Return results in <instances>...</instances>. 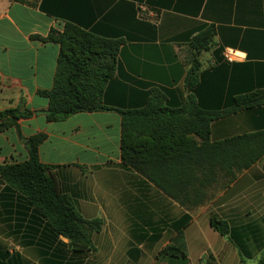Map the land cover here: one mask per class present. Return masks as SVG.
<instances>
[{
	"label": "crops",
	"instance_id": "1",
	"mask_svg": "<svg viewBox=\"0 0 264 264\" xmlns=\"http://www.w3.org/2000/svg\"><path fill=\"white\" fill-rule=\"evenodd\" d=\"M65 23L123 42L104 93L117 110L142 108L155 88L168 107L181 106L189 95L188 45L209 26L215 45L200 55L199 105L224 110L234 97L264 88V0H0V112H31L0 133V165L26 161L27 139L46 135L40 162L54 168L83 219L103 223L92 235L94 251L73 253L0 177V264H264V156L186 210L122 165L117 111L46 121L40 93L52 88L59 46L45 39ZM263 130L260 107L213 122L210 141ZM211 218L228 225L226 236ZM179 232L186 258L161 257Z\"/></svg>",
	"mask_w": 264,
	"mask_h": 264
},
{
	"label": "trees",
	"instance_id": "2",
	"mask_svg": "<svg viewBox=\"0 0 264 264\" xmlns=\"http://www.w3.org/2000/svg\"><path fill=\"white\" fill-rule=\"evenodd\" d=\"M215 34V28L209 26L188 45L192 53L184 83L189 95L181 106L168 107L164 93L155 88L142 108L117 110L106 103L104 93L115 75L123 42L65 23L61 33L53 32L45 39L59 46L52 88L40 93L48 100L46 121L58 123L78 113L117 111L122 117V165L180 207L192 210L202 205L212 188L231 183L264 156V130L210 141L213 122L264 107V88L234 97L224 110H206L199 105L195 90L201 77L200 55L214 47ZM30 116L31 112L20 109L0 112V133ZM46 138L44 134L28 138L27 160L0 165V177L25 197L54 233L69 241L73 253L92 252V235L101 231L103 223L83 219L71 198L62 192L54 168L40 162L38 149ZM210 226L220 236L228 234V225L223 221L211 218ZM159 255L186 258L181 232Z\"/></svg>",
	"mask_w": 264,
	"mask_h": 264
},
{
	"label": "built area",
	"instance_id": "3",
	"mask_svg": "<svg viewBox=\"0 0 264 264\" xmlns=\"http://www.w3.org/2000/svg\"><path fill=\"white\" fill-rule=\"evenodd\" d=\"M225 55H226L227 59H229V57H230V59H232V55L230 53H226Z\"/></svg>",
	"mask_w": 264,
	"mask_h": 264
}]
</instances>
